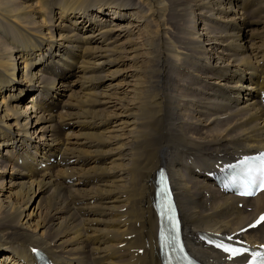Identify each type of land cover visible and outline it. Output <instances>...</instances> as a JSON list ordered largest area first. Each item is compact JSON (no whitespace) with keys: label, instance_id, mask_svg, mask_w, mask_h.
Here are the masks:
<instances>
[{"label":"bare ground","instance_id":"1","mask_svg":"<svg viewBox=\"0 0 264 264\" xmlns=\"http://www.w3.org/2000/svg\"><path fill=\"white\" fill-rule=\"evenodd\" d=\"M262 95L264 0H0V264H36L31 247L52 264H160L163 166L200 260L221 259L200 230L264 243V221L242 230L264 192L207 174L264 148Z\"/></svg>","mask_w":264,"mask_h":264},{"label":"rangeland","instance_id":"2","mask_svg":"<svg viewBox=\"0 0 264 264\" xmlns=\"http://www.w3.org/2000/svg\"><path fill=\"white\" fill-rule=\"evenodd\" d=\"M224 2V1H223ZM53 3H56V0H53ZM181 8H184V7H181ZM193 9V10H192ZM191 12H190V11ZM188 11H187V15H189L190 13H192V11H194L195 10V6H194V8L192 7V8H190ZM190 12V13H189ZM196 12H197V9H196ZM243 16H246L247 18H248V14L247 13H245V14H243ZM178 20H180V19H178ZM189 20V19H188ZM257 20H261V18H259V19H257ZM180 22V24L182 25V27L185 29L186 28V26H187V24H186V22L185 21H182V20H180L179 21ZM197 25L199 26L200 24L199 23H197ZM255 28L256 29H258V25H256L255 24ZM259 28H261V26L259 27ZM184 31V30H183ZM201 45H202V43H201ZM158 56H159V54H158ZM163 56V59L165 58L164 57V54L162 55ZM163 70H165V69H163ZM181 71H183V69H181ZM175 72V76L176 75H178V74H182V73H179V71H174ZM173 72V73H174ZM177 73V74H176ZM18 78H19V76H18ZM30 98V97H29ZM29 100V99H28ZM77 106V105H76ZM73 107V106H72ZM204 107H206V105L204 106ZM77 108V107H76ZM60 110L61 111H63V112H65V109H62L61 107H60ZM77 110H79L78 108H77ZM77 110L76 109H74V111L75 112H77ZM67 112V111H66ZM69 112V111H68ZM25 122V120L23 121V123ZM7 130V129H6ZM78 130H80L79 128L78 129H73L70 133L71 134H73V133H76ZM51 159H53V158H51ZM51 159H50V161H51ZM19 162V165L21 166V164L23 163V161L22 160H19L18 161ZM97 165H101V164H99V163H96ZM6 178V177H5ZM40 203H39V211H38V214H40L41 212H42V214H44V215H48L49 214V212H50V214H51V211H53V209H54V203L51 201V196H50V193L49 194H46V196H42V197H40ZM51 204H53V205H51ZM240 204H242V203H240ZM52 206H53V208H52ZM52 209H51V208ZM49 210V211H48ZM47 213V214H46ZM37 220V219H36ZM3 254H5V253H3ZM3 254H1L0 256H2V257H4V258H6V261H7V256H5V255H3Z\"/></svg>","mask_w":264,"mask_h":264},{"label":"snow or ice","instance_id":"3","mask_svg":"<svg viewBox=\"0 0 264 264\" xmlns=\"http://www.w3.org/2000/svg\"><path fill=\"white\" fill-rule=\"evenodd\" d=\"M261 167L264 168V165H262ZM262 174H264V173H262ZM261 187L264 188V183L261 184ZM241 194L242 195H253L254 193L246 190V191L242 192ZM161 195L166 199L169 195V192L167 190L162 189ZM261 221H264V216H262L260 218V221H257V223L259 224ZM172 227L175 228V224H173ZM253 227H255V225H253ZM216 247L221 248L222 251L224 253H227L230 258L231 257H240V256L244 255V250H241V249L231 248L228 246H224L222 244H217ZM181 251H183V249H181ZM255 257H256V259H253L250 262V264H264V254L255 253Z\"/></svg>","mask_w":264,"mask_h":264}]
</instances>
